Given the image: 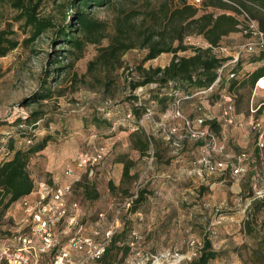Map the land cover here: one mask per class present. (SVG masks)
Segmentation results:
<instances>
[{
	"label": "rangeland",
	"instance_id": "1",
	"mask_svg": "<svg viewBox=\"0 0 264 264\" xmlns=\"http://www.w3.org/2000/svg\"><path fill=\"white\" fill-rule=\"evenodd\" d=\"M72 1L75 4L79 2V0L41 1L37 8L38 15L49 17L56 26L33 41L29 40L30 27L25 25L24 20L16 21L15 10L0 1V30L10 24L11 28L17 31L15 36L20 41L16 49L0 58V142L6 143L11 135L17 138L18 145L26 141L27 137L24 136L30 133L37 139L51 136L47 148L43 153L34 154L29 164V171L35 180V190L40 182L60 186L71 179L76 182V177L80 180L86 176L101 194L97 199L87 198L83 195L82 189L75 187L74 183L70 200L79 202L81 208L78 224L70 225L65 222L59 227L63 242L67 241L79 225L84 227L87 234H94L97 230L104 231L114 218L112 209L120 206L128 193L139 188L147 190L145 200L137 211L130 213L124 211L128 217L126 228L129 233L137 232L142 236L139 247L143 251L171 252L172 255L166 258L165 264H189L195 256L194 253L202 246L204 238L210 237L215 248L221 251L220 257L212 260V264H251L254 259L249 254L246 260L239 258L244 243L240 239L243 232L238 228L240 221L236 215L242 208V198H245L243 194L252 193L250 177L238 179L231 171L226 170L200 179L193 170V161L201 154L200 144L190 140L181 150L169 145L158 125L163 121L170 123L171 120L167 117L160 119L169 106L164 107L155 101L150 102L153 96L148 95L143 98L155 107V119L160 121L146 120L145 127L141 121L152 140L147 155L141 156L140 152L133 148L129 137V130L133 131L132 128L137 124L133 118H128L127 114L137 101L134 96L136 93L131 92L130 81L132 78H138L137 66L142 63L147 49L132 48L125 51L119 59L111 60V64L96 62L91 65L100 54V47L110 43V37H106L102 39L101 44L88 42L82 56L70 67L73 56L68 52L70 47L63 44L62 39H58L56 34L58 26L68 22L75 28L73 24L75 19L71 16ZM165 2L174 5L177 0H113L110 4L93 6L89 12L91 16L106 23V34L111 35L115 32L118 17L126 18L127 15H132L130 12L132 9L137 12L158 10ZM208 10L220 11L216 8ZM140 22L141 16H138L131 26L135 28ZM243 41L244 35L237 33L236 37L227 38L222 44L236 46ZM192 52V49H188L181 54L191 55ZM259 53L260 51H257L253 55H245L243 60H248ZM172 57V53H162L146 62L144 66L164 67L169 64ZM246 63L244 62V68ZM45 85L52 87L53 95L46 99H36L37 93ZM236 92V109L237 112L243 113V120L242 123L238 122L234 130H240L242 125L248 131L247 139H250L251 132L257 134L253 121L256 123L264 120V105L258 113L252 114L250 105L253 90L246 85ZM220 94L218 90L209 98L204 96L195 99L194 107L189 105V111L191 107L197 110L198 106H201L203 112L212 116L220 115L222 111ZM253 100L256 107L264 102V95L258 92ZM78 104H84L85 111L74 112V106ZM100 108H104V111ZM35 111L40 112L37 122L35 123L33 117L30 122L26 121ZM189 114L192 115L193 112ZM96 118L103 121L97 124ZM245 130L243 135H246ZM228 131H232V128ZM228 131L229 153L237 154L253 148V142L248 145L239 144L236 133L230 132L232 138H229ZM99 145L108 148L102 162L82 170L77 169L73 175L66 174L67 164H73L81 152L92 150ZM2 147L1 145L0 161L4 156ZM47 149L50 152H46ZM121 154L136 161L135 166L131 168V174L135 175L133 179L124 181L123 186L126 190L122 188L113 190L109 181L112 180L115 186H119L122 181L121 165L124 164L119 162L120 165L117 166L115 161ZM262 165L264 167V163ZM48 166H53L52 169L65 175L66 179L62 182L54 179L46 171ZM55 181L58 184L54 183ZM243 182L247 187H244ZM242 190L246 191L243 193ZM21 201H17L9 209L3 224V228L9 230L10 237L20 231H26L29 227L30 219ZM101 211L107 213L106 217L99 216ZM229 236L233 241L228 239ZM125 252V249H116L108 264H129L132 250L130 249L127 254ZM49 261L50 257H47L43 264H49Z\"/></svg>",
	"mask_w": 264,
	"mask_h": 264
},
{
	"label": "trees",
	"instance_id": "2",
	"mask_svg": "<svg viewBox=\"0 0 264 264\" xmlns=\"http://www.w3.org/2000/svg\"><path fill=\"white\" fill-rule=\"evenodd\" d=\"M0 1L7 3L15 10L16 16L14 19L16 21L24 20L25 25L30 27V41L39 38L48 29L56 26V23L49 17H41L38 15L37 8L42 0ZM112 1L113 0H79L76 4L72 1L73 14H71V16L75 19V22H73L75 28H72L71 22L58 26L59 28L56 36L58 39H62L63 44L70 47L68 52L73 55L69 64L70 67L82 56L88 42L101 44L102 39L106 37H110V43L107 46L100 47V54L91 62V65H94L96 62L111 64V60L119 59L125 51L132 48L142 47L147 49L141 61L142 63L137 66L139 72L138 78H132L130 81V89L133 93L140 86H145L147 89L141 96L133 94L137 98V101L133 109L127 114V117L130 115L128 118H133V121L137 124L134 125L135 127L132 128L133 131L129 134L132 146L140 152L141 156H145L150 149L152 140L149 138L150 134L148 135L147 131L142 126L141 119L149 109L153 110L155 115L156 111L154 110L155 107L151 106V103H149L148 100H144L143 97L147 95L149 97L153 96L150 102L155 101L166 107L170 106L178 98H185V96L191 95L199 89L209 87L219 77V68L224 66L227 61L231 59V56H226L219 47L226 46L232 48L233 46L223 45V41L232 33H241L244 35L245 41L246 35L243 34L239 28V10L235 5L226 0H202L201 7L192 4L189 0H177V3L174 5L167 2L163 3L158 10L151 9L137 12V10L132 9L130 10L132 15H127L126 18H123V16L117 18L115 32L111 35H107L106 23L95 16H91L89 9L93 6L110 4ZM232 1L241 5L254 19H256L260 29L264 33V0ZM209 8H216L220 11H210L208 10ZM200 11H202V13H199ZM138 16H141V22L137 27L133 28L131 25ZM16 34L17 31L12 29L10 24L6 28L0 30V58L6 56L19 46L20 41L15 36ZM191 34L202 37L210 46H189L186 44L185 38L187 35L189 36ZM188 49H192L193 52L191 55L181 54V52H186ZM257 51H260L259 55L252 56V58L248 60H243L245 55H253ZM59 52L60 51H58V53ZM162 53L173 54L169 64L164 67L153 65L148 67L144 66L146 62L157 58ZM256 61H264V44L257 47L253 52L242 53L237 62L226 65L221 73V79L218 85L210 94L186 98L183 99V102L187 100L193 101L204 96L209 98L218 90H220L221 94L224 90H229L236 95V107V91H239L246 85H249L250 89L253 90L258 78L264 76V63L256 67L253 71L244 74V62ZM233 72L235 73L234 77H230V74ZM57 78L58 76L56 79ZM151 84H156V86L152 87ZM52 95V87L45 85L42 90L37 93L36 99H46ZM107 103L109 104V102ZM85 109L86 106L84 104L81 106L75 105L73 111H85ZM100 109L104 111V108ZM167 109L164 114L167 112ZM39 113L38 111L33 112L32 115L27 117L26 121L30 122L33 117L36 123L40 117ZM164 114L161 117H163ZM190 117H195V115H190ZM101 121L103 120L100 118L95 119V123L97 124H100ZM104 121L106 122V120ZM211 123L214 129L220 130L221 126L218 121L213 120ZM24 137H27V140L22 142L21 145H18L17 138L12 135L8 137L6 143L0 142V146L2 145L4 147H2L4 149V156L0 162V240L10 237L9 230L3 228L9 209L17 203V201L21 200V198L31 194L35 190V180L29 171V164L32 156L43 151L52 139L49 135L37 139L32 133ZM188 141H190V139L185 140L179 150L183 149ZM194 142L200 144V150L202 152L205 142L200 140ZM167 143L170 145L169 142ZM256 157H254V159ZM257 158L259 159V157ZM115 161L124 164L122 181L119 186H115L114 182L110 180V187L113 188V190L120 188L126 190L123 186L124 181L126 179H133L135 174H131V168L135 166L136 161L133 158L127 157L125 154L118 156ZM261 163L260 161V167L263 168V163ZM228 170L231 171L230 169ZM255 175L256 174H251L249 176L251 179L250 192H252V182ZM74 183L75 187L82 189L83 195L87 198L97 199L101 196L96 185L93 182H89L86 176L80 180L78 179ZM74 183L72 192L74 191ZM244 185L247 187V184ZM146 191L147 190L140 189L132 206L128 210H121L120 217L124 221V224L112 237L103 256L98 260V264H108L116 249H125V254L131 249L130 243L133 241V232L131 231L132 233H129L128 228H126L128 217H126V212L124 210L129 213L137 211L141 203L145 200ZM130 194L131 192L128 193V196ZM251 195L252 193L249 194L248 192L243 195V197ZM70 201L72 202V200ZM119 207H121V205L112 209L114 217ZM261 209H264V199L254 200L245 222V226L248 230L251 227V223L256 219L255 213ZM100 213H105L106 217V212L101 211ZM263 215L264 212L262 214L264 220ZM103 233L104 231H102L98 237H103ZM220 255L221 251L215 248L212 239L210 237H205L202 246L199 248L197 254L190 260L189 264H211V261L219 258ZM252 255L254 261L251 264H264V243L253 250Z\"/></svg>",
	"mask_w": 264,
	"mask_h": 264
},
{
	"label": "built area",
	"instance_id": "3",
	"mask_svg": "<svg viewBox=\"0 0 264 264\" xmlns=\"http://www.w3.org/2000/svg\"><path fill=\"white\" fill-rule=\"evenodd\" d=\"M189 1L199 7L202 5V0ZM226 1L235 5L239 10V15L242 18L239 28L246 35V40L232 48L219 47L226 56H231V59L219 68V77L209 87L199 89L185 98H178L163 116L172 122L163 121L158 124L165 134L167 142L176 150H179L187 139L205 142L200 157L193 161V170L200 179L213 173L225 172L228 169L236 178H239L247 171L249 164L256 156L264 163V120L256 123L253 121V125L257 129V136L252 151L245 150L237 154H231L228 151L227 131L229 126L236 125L235 93L229 90L222 92L220 98L222 111L218 116L203 112L202 107L198 106L199 114L190 117L184 113L182 108L183 99L210 94L218 85L226 65L237 62L242 53L253 52L264 44V33L257 20L238 3L232 0ZM185 42L196 47L210 46L200 36L189 35L185 38ZM234 75L233 72L230 77H234ZM151 86L154 87L156 84H151ZM146 89L147 87L140 86L134 93L141 96ZM257 89L264 90V76L256 81L254 90ZM253 99L250 111L255 114L258 113L264 102L254 107ZM146 120L160 121V119H155V113L151 109L141 119L143 124ZM213 120L220 123V130L212 127ZM177 121L180 123L177 124ZM149 138L151 139L150 135ZM107 153L108 148L105 145L83 151L73 164L66 165L65 172L67 175H73L77 169L82 170L99 164ZM152 159L153 155L151 161ZM73 183L71 181L64 185L51 186L46 182H40L39 187L35 190V197L23 199L22 204L30 219L29 227L26 231H20L13 237L0 240V264H43V260H46L47 257H50L49 264H97L114 234L124 224L120 217L121 210L123 208L128 210L132 206L138 196L139 188L133 190L125 198L121 207L116 210L115 217L104 230L103 237H98L101 234L99 230L94 234H87L84 227L79 225V228L69 236L67 241L63 242L59 227L65 222L70 225L78 224L77 219L81 208L79 202L70 201ZM261 199H264V173L254 176L252 195L242 198L241 210L246 218H248L253 201ZM100 217H105V213H100ZM141 238V235L133 232V241L130 243L132 258L129 264H165L166 258L172 253L167 251L145 252L139 247ZM196 254L195 252L194 255Z\"/></svg>",
	"mask_w": 264,
	"mask_h": 264
},
{
	"label": "crops",
	"instance_id": "4",
	"mask_svg": "<svg viewBox=\"0 0 264 264\" xmlns=\"http://www.w3.org/2000/svg\"><path fill=\"white\" fill-rule=\"evenodd\" d=\"M236 36H237V33H232L229 36H227V38H232V37H236ZM263 63H264V61H261V62L260 61L247 62L245 68H243L244 69L243 70L244 74H246V73H248L250 71H253L256 67L262 65ZM258 92H260L262 95H264V90H261V89L254 90L253 89V96H256L258 94ZM194 103H195L194 100L193 101L192 100L191 101L190 100H187V101H184L183 102L182 108H183V111H184V113L186 115H188L189 113H192V112H193L192 115H195V116L197 114H199V111L196 110V109L194 110V108H193L194 107ZM189 105H192L193 106V107H191V110L190 111H189ZM171 106H172V104L168 107V109H170ZM242 115H243V113H241L239 111L237 112V110H236V125L229 126L228 130L230 128H232V131H230V132H232L233 134L236 133V136H238L237 137V139H238L237 142L239 144H241V145H248V143H252L253 142L254 143V146H255L256 136L257 135L254 132H253L254 135L251 132L250 139L249 138L247 139L246 136H247V132L248 131L245 130V128H243L242 125L240 127V130H234V127L237 126L238 122L242 123V120H243L242 119ZM246 121H248V120H246ZM243 129L245 130L246 135L245 134L243 135V132H244ZM131 131L132 130H129V132H131ZM230 132L228 131L229 138H232V136L230 135ZM242 143H244V144H242ZM254 146H253L252 149H250L248 151H252L254 149ZM43 151H41V153H43ZM46 152H50V150L47 149ZM260 161H261L260 158L258 159L257 157L255 159H253L251 161V163H250V166L247 168V171L243 174V176H241L239 178L249 177L251 174L253 175V174H261V173H264V167L263 168L260 167ZM116 164H117V166L120 165L119 162H117ZM53 166H48L47 169H46V171H48L50 173V175L54 179H56L57 181L62 182L63 180H65L66 179V176L63 175V174H59V172H57L55 169H52ZM119 168H120V166H119ZM122 169H123V166L121 165V172H122ZM75 179L78 180L79 177H76ZM71 181L75 182V180H72V179L70 180V182ZM54 183H57V182L55 181ZM243 184H245V183L243 182ZM244 187H245V185H244ZM242 191L245 192L246 190H242ZM243 195H245V194H243ZM33 197H35V190L31 194H29V195L21 198V200L23 201L24 198H33ZM263 212H264V209H261V210H259V211H257L255 213L256 219H255V221L253 223H251V227H250L251 230L250 229L248 230L247 227L245 226V222H246L247 218H246L245 214L242 212V210H240V212H237L236 213L237 219L240 221L239 224H238V228L239 229H242L241 232H243V236H241L240 239L243 240L242 242L244 243L242 249L240 250L241 251V254H239V258L240 259L246 260L248 258V254H249L250 257H253V255H252L253 250H255L260 244H263L264 243V220H263V217H262ZM224 238L227 239V237H224ZM228 239L230 241H233L232 240V237H230V236L228 237Z\"/></svg>",
	"mask_w": 264,
	"mask_h": 264
}]
</instances>
